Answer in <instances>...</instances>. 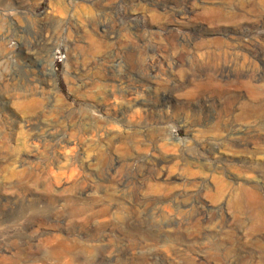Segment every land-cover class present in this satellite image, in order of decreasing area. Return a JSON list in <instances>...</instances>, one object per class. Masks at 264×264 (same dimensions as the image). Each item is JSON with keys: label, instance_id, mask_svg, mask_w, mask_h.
Segmentation results:
<instances>
[{"label": "rangeland", "instance_id": "rangeland-1", "mask_svg": "<svg viewBox=\"0 0 264 264\" xmlns=\"http://www.w3.org/2000/svg\"><path fill=\"white\" fill-rule=\"evenodd\" d=\"M0 264H264V0H0Z\"/></svg>", "mask_w": 264, "mask_h": 264}, {"label": "bare ground", "instance_id": "bare-ground-1", "mask_svg": "<svg viewBox=\"0 0 264 264\" xmlns=\"http://www.w3.org/2000/svg\"><path fill=\"white\" fill-rule=\"evenodd\" d=\"M211 6V5H210ZM213 10V9H212Z\"/></svg>", "mask_w": 264, "mask_h": 264}]
</instances>
